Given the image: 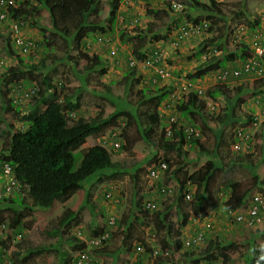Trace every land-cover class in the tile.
<instances>
[{
    "label": "rangeland",
    "instance_id": "obj_1",
    "mask_svg": "<svg viewBox=\"0 0 264 264\" xmlns=\"http://www.w3.org/2000/svg\"><path fill=\"white\" fill-rule=\"evenodd\" d=\"M34 3L37 0H33ZM112 1L116 0H100L98 4V11L91 13V19L95 24H99L100 29L92 32L91 35L85 36V46H81L78 49L68 48L67 43L63 41L62 37L51 34V42L55 44V48H47L45 44V39L41 31L33 26L31 23V17H27L24 34L30 35L35 41V45L31 48L30 53L23 54L18 47L14 46L13 34L5 26V23L0 19V75L7 71L8 68L17 64L20 69H25V64L37 63L41 59H46L48 65L56 64V67H45L37 70L26 69L23 77L16 78L9 85L11 88L10 96L16 101L17 106L22 110V112H29L30 107L33 103V99L36 96L37 91L40 86H44V76L52 75L54 83L58 86L62 85L65 90L69 91L74 99H79L81 103V108L78 112L80 115H84L87 118L95 116L98 111H102L105 116H112L116 113V109L127 110L128 118H131L130 114H134L135 110L143 111L148 105V103L142 102V87L144 84L150 85L149 87L155 88L150 84L152 81H144L141 77V83L132 82L125 72L128 71L130 67V60H134L135 56L132 54V47L129 42H124L121 40L122 30L126 29L129 25L131 33L139 27L146 26L147 22L152 19V15L147 12V5L151 7H166L168 3L170 4L174 0H120V6L115 13V18H112ZM177 1V0H175ZM187 3V0H183ZM189 1V0H188ZM18 3V1H17ZM202 10L207 13L208 17L196 15L194 18L198 20H211L210 28L207 30H201L198 33L189 35L186 37V41L181 43L180 48L174 50L172 47L171 39L172 35L168 33L167 37L159 40L153 41L151 46L163 45L162 48L167 52V56L172 58V62H168V71L176 70L175 73L168 74L167 77H163L164 81L156 84L157 86H162L166 84H175V87L182 86L188 81V73L195 69V66L205 59L209 58L210 54L216 49V45L212 42L205 43V49L201 56L190 57L192 52L196 51L198 44L201 40L206 37L216 36L224 30L227 36L220 41L225 44L228 52L236 50L237 46H241L244 42L252 44V39L254 35L258 34L264 44V0H201ZM188 5V3H187ZM188 6L185 7L186 10ZM188 10V9H187ZM175 12V11H174ZM179 14V12H177ZM201 13V15H204ZM218 14L221 19L214 17ZM46 16V17H45ZM39 17H45L48 19L47 12L45 8L41 6L40 11L35 16L36 20ZM124 21H122V18ZM138 18V23L135 25V20ZM182 18L185 21H190L186 14H182ZM194 18L192 20H194ZM167 19V18H165ZM259 20V23L256 20ZM42 20V19H39ZM114 21V23L111 22ZM215 20V21H214ZM102 26V28H101ZM107 26L112 27L111 30L107 29ZM162 29L166 27L162 26ZM105 29V31L103 30ZM257 31V33H255ZM172 32V31H171ZM84 35V34H83ZM83 37V36H82ZM170 40V41H169ZM184 44L185 46H182ZM11 48L14 52L8 51ZM149 48V47H148ZM152 48V47H151ZM219 48V47H217ZM68 52V53H66ZM102 54L104 60L103 67L106 68L105 73L100 72L101 67H95L93 69H86L88 58L94 53ZM218 52V51H217ZM190 54V55H189ZM64 56V58H62ZM56 57H60V60H56ZM23 58V63L20 59ZM168 60V59H167ZM141 65V61L138 62ZM242 61H228L219 70H214L206 74L203 78H197V84L203 87H208L213 84L227 83V89L232 96L236 95L237 85L241 83L242 80L247 79L250 82L255 81L256 88L261 86V80L255 79L251 75L242 77H229L228 81H223L219 75L223 68L232 70L241 65ZM140 72H146L143 75L144 78L150 80L152 71L145 68H139ZM140 73L139 76H142ZM137 77V76H136ZM138 78V77H137ZM3 82L0 80V86ZM180 85V86H179ZM226 85V84H225ZM248 91H250L248 89ZM179 94H185L186 90L183 87ZM229 94V95H230ZM9 94L4 93V97ZM249 95L248 93L236 99L233 103V108L236 110L237 115L243 116L244 119L237 121L233 126H226L220 129L219 116L223 113L222 109H214V113L208 108L204 109L201 107L200 115L204 114L205 120L210 125L212 130H206L208 136L204 135L201 139L204 141L203 149L201 147H194L190 144L186 145L185 154L187 157H178L177 150H166L160 151L159 155L155 160L164 156L168 158L170 165L176 166L184 160L183 163L177 166H182V171L176 173V181H171V185L174 188L175 194L178 191V181L184 180L186 173L184 170L187 169L189 172H193L199 169L202 165L210 160V157L215 153L216 161L219 163L221 170H217L215 173V180H213V186H217L219 180L222 177L230 176L232 171H235V175L239 180V192L245 194V191H249V195L254 192L264 193V132H263V121H264V97ZM3 103L2 95L0 93V106ZM218 103V102H216ZM223 103V96L220 100ZM206 104V103H205ZM203 105V104H202ZM259 105V106H257ZM257 108L255 109V107ZM120 110V111H121ZM218 110V111H217ZM257 110V111H256ZM129 111V112H128ZM114 112V114H113ZM77 114V115H78ZM134 116V115H133ZM249 116H256V121L251 122ZM12 111H5L0 107V125L6 126L10 119H13ZM127 115H122L121 117H116L113 119L111 125L98 137H91L90 140L96 141L99 144L104 145L108 150H111L113 160L124 157L128 153H133L139 158H142L141 163L144 161L143 158L148 156L153 152L155 147L151 141L145 138L142 132V122L139 123L140 118L138 116L132 117V122L126 123L128 119ZM201 122V121H200ZM15 124L21 127L22 124L16 121ZM243 128L247 131L250 140L247 145L242 146L238 149L234 146L233 136L235 130ZM222 131V144L220 145L218 152H214V133L213 132ZM207 137V138H206ZM119 140L121 142V147H113L114 142ZM0 140V147H1ZM86 143L84 146H87ZM125 145L126 150L123 149ZM248 150V151H246ZM213 152V154L211 153ZM238 155H244V160L248 163L249 167L258 176L254 178V174L244 172L239 170L238 165L231 166L234 158ZM82 154L81 152H76L77 164L80 163ZM148 162V161H144ZM151 164V163H150ZM149 164V165H150ZM226 167V169H224ZM147 167L141 171H135L133 168H121L120 173H117L116 177L107 178L105 181H98L94 184V179L96 175L90 177L82 186H75L66 192V198L64 202H59L52 209L38 208L33 205L34 221L31 223V227L28 230H23L21 237L17 234V231L11 229V235L17 241L27 240L29 246L39 247L40 252H35L34 255L28 254L27 260L22 262V259L18 261V264H65L66 262H61V256H64L70 264H130L133 260L136 251L134 246L132 249L128 250L122 248V238L124 236L123 232L117 228L121 222H125L133 217L135 204V192L137 187L140 191H143V199H150L157 202L158 206L166 207L163 196L154 188L148 187L150 184V178L147 176ZM227 170V171H226ZM114 187L115 197L118 199L116 202L113 199H107L105 197V192L110 188ZM190 190H194L191 186ZM82 192V200L78 202L77 205V216L68 222V227L60 236L59 232H54L53 234L48 233L47 229L54 227L59 216L65 210L66 206H73L76 204L78 199V192ZM25 196V194H24ZM228 195L225 193L224 199ZM174 197V196H173ZM173 197L168 200V202L173 203L172 208L168 209V218L164 223H156L157 220L153 219L157 216V211L145 212L149 219L145 221V229L142 232L139 228L136 229L135 234L142 237L146 242H149L153 248H160L161 242L160 238L165 235L169 227L171 226L173 230L177 229V219L183 210H188L190 206V200L186 199L182 204L178 202H173ZM23 201L31 203V198L26 197ZM96 203L97 206L93 207L92 204ZM166 202V200H165ZM1 207H4L1 204ZM104 212L105 216L101 214ZM9 211L4 212L7 214ZM181 212V213H180ZM232 213V214H231ZM223 208L214 210L207 217L199 219L195 214H191L189 223L183 228V237L193 236L199 231L205 233V239L199 244L193 245L192 250L198 251L207 244L210 237H215L217 233H230L232 238H236L238 234L247 232L246 222H238L234 218V212H231ZM109 216H114L116 218V225L114 227H109L114 234L110 237L105 247H91L89 242H85V245H81L78 239L84 240L86 238L88 241L90 238L97 236L99 234L100 227L106 226V221ZM38 227V228H37ZM158 227V228H156ZM3 228V227H0ZM256 228V227H255ZM56 229V227H55ZM6 230V229H4ZM5 233L4 236H6ZM55 234V235H54ZM248 235V236H247ZM245 238L241 240V243L235 249L236 253L233 254L232 264H249L248 258L252 255L249 252L250 248L248 243L250 242L249 232ZM171 239V238H170ZM262 242L263 239L261 238ZM137 242V240H135ZM171 241V240H170ZM140 243V242H139ZM60 245V249L59 246ZM11 248L0 247L2 251L0 257V264H10L12 261ZM184 248V247H183ZM88 253V257L85 261H77V256L82 252V250ZM187 248H185L186 250ZM97 250V251H96ZM181 250H183L181 248ZM136 251V252H135ZM63 253V254H62ZM143 256L139 259L140 264H156V261L152 257L150 252L145 251L142 253ZM187 256L177 252L172 254L169 258L171 264H184L186 262ZM167 260V258H165ZM66 261V260H65ZM205 262V261H204ZM212 264H222V259L216 255L213 257ZM205 264V263H202Z\"/></svg>",
    "mask_w": 264,
    "mask_h": 264
},
{
    "label": "trees",
    "instance_id": "obj_2",
    "mask_svg": "<svg viewBox=\"0 0 264 264\" xmlns=\"http://www.w3.org/2000/svg\"><path fill=\"white\" fill-rule=\"evenodd\" d=\"M17 1V5L10 8V17H15L18 20H26L27 17H31L34 14L31 17V23L41 31L47 48H55V44L50 39L51 34L62 37L63 41L69 44L68 48L70 51L72 47L78 49L81 46H85L84 37L91 35L96 29H100L99 24H95L91 19V13L98 11L100 0H37L36 3L33 0ZM187 3L185 5L188 6V10L186 9L185 14L190 21L199 22L197 18H194L197 14L208 17V14L202 10L203 4L201 0H187ZM41 6L45 8L48 19H45V16L39 17L42 20H36L35 16L40 11ZM111 6L113 9L112 18L114 20L115 13L120 6V0L112 1ZM147 7V12L152 15V19L147 22L146 26L137 28L134 33H131L130 28L122 30L121 40L130 43L132 54L135 56L132 58L134 60H130L129 63L132 67L125 72V75L136 84L141 83V77L146 83L147 81H152L150 84H155L153 85L155 88L144 84L141 89L142 102L148 103L146 106L147 109L140 110L139 113L136 112V109L134 114H130L131 118L138 116L141 119L139 123L142 122L143 124L142 132L145 138L149 139L155 147L151 154L143 158L144 161L148 162L143 161L141 163L142 158H139L133 153H128L124 157L113 160L110 150L102 144L90 140L91 137L102 135L116 117L127 115L128 118L127 110L118 108L114 111L116 112L115 114L113 112V116L112 114L105 116L100 110L95 116L90 118L80 114L77 117H73L70 115V111L78 112L81 108V103L79 99H74L73 95L65 90L62 85L59 86L58 91V85L54 83L52 75L44 76V86L42 83V86H40V89L33 99L34 101L29 112H22L19 106H17L16 101L10 96L11 88L9 85L14 79L23 77L26 69L37 70L45 67L51 68L56 67V64L50 66L46 63V59H41L37 63L25 64L24 70L20 69L17 64H13L7 71H4L0 75V80L3 82L0 86V93L3 99L0 107L5 111H12V115L14 116L13 119L8 121L6 126L0 125V140L2 142L0 147V161H6L12 164L15 176L22 187L21 190L25 194L24 196L19 191L14 193V197H8V202L0 200V227L6 228V230L0 228V247H12V262L10 264H18L20 259H22V262H25L29 256L28 254L34 255L35 252H40L39 247L34 248L29 246L27 240H14L11 235V229L18 232L28 230L31 227V223L34 221L33 205L43 209L53 208L58 202L65 201L67 191L73 189L75 186H82V184L94 175H96L94 179L95 184L98 181H105L107 178L116 177L117 173H120L121 168L127 167V170L128 168H133L135 171H141L146 167L148 168L149 164L155 161L161 150L165 154L166 150L176 149L177 156L184 158L186 154L184 147L189 141L191 146L201 147L203 149L204 141L201 138L188 137V132L185 131V128L187 126L197 127L201 133L208 136L206 130H212V128H210L207 120L204 119V114L200 118H197V115H200L198 112L204 106L202 103L205 100L198 97L194 91L177 94L174 83L172 85L164 83L162 86H157L156 84L164 81V76L154 68L144 67L138 63L145 60L151 54L154 46H151V48L150 45L154 40L167 37L168 33L182 23V14H178L173 9H170L169 3L166 7L154 8L149 5ZM201 13H204V15H201ZM214 17L217 19L222 18L218 14H215ZM193 18L194 20H192ZM113 20H111L112 23H114ZM3 21L8 28L10 24H7L5 20ZM256 22L259 23V20L257 19ZM162 26L166 27V29H162ZM107 29L111 30L112 27L107 26ZM103 30L105 31L104 28ZM226 36L227 34L223 30L219 34V37H206L200 41L196 51L192 52L191 55L189 54L190 57L201 56L205 49L204 45L208 42L214 43L216 47H219L218 49L220 51V53L213 54L204 62L197 64L195 69L188 73V77L191 80L201 78L211 71L219 70L228 61L243 60L250 55L249 46L246 42L240 47L237 46L238 48L231 52L224 50L226 46L219 38L224 39ZM12 49L10 47L8 48L11 54L14 53ZM55 59L60 60L61 58L56 57ZM171 59L168 56V60L162 64L167 70H170L168 62H172L173 60ZM104 60L102 54L94 52L86 62L88 67L86 69L90 70L95 67H101L100 72L105 73L106 68L103 67ZM20 62L23 63V58L20 59ZM139 68H145L150 70V72L152 71L150 80L143 77L142 74L146 72L141 73ZM175 71H168V73L172 74ZM140 73L142 76H139ZM225 84H213L206 89L208 99L221 100L220 98L223 96V103L221 104L223 113L219 116L220 129L229 125L233 126L238 123L237 121L244 119L243 116L237 115L236 110L233 108V103L236 102L235 100L241 97L244 92L245 94L248 93L254 96V99L256 96H259V101L260 97H264V78L261 79V86L259 88H256L255 81L242 80L237 85L236 95L233 96L227 92L230 89L226 90L229 85L227 83ZM4 93L9 95L4 97ZM262 111L264 112V109ZM172 117H176L177 119L170 124L169 120ZM131 118H128L125 124L132 122L133 120ZM249 118L251 122H255L257 119L256 116H249ZM16 121H19L22 126L18 127L15 124ZM169 124L172 134L167 136L165 132ZM213 133L216 141L213 149L214 152H218L222 144L223 133L222 131ZM86 143H88L87 146H84ZM122 147L126 150L125 145ZM76 152H81L82 154L79 164H77ZM211 153L213 154V152ZM244 158V155L236 156L231 166L237 164L239 170L243 171L244 174L248 172L251 175L254 174L253 177L257 178L258 176L250 169ZM165 160L168 161L169 159L165 158ZM183 162L184 160L177 165ZM0 164L2 163L0 162ZM177 165L175 167L170 165V168L167 170L169 177L165 180V183L176 181V173L182 171V166ZM221 169L222 167L220 168L214 153L210 157V160L199 169L193 172H189L187 169L184 170L186 172L184 173L186 181H178V191L172 200L173 202L182 204L187 199L186 196L191 190L185 186L187 181H190L194 185L189 206L191 208L183 210L182 213L180 212L181 214L178 216L176 223L177 229L173 230L170 226L168 232L161 236V248L163 250L172 249L175 253L181 252L182 255L187 256L188 258H186L184 264H200L201 260H213V257L216 255L222 259V264H232L233 254L236 253L235 249L249 232L250 242L248 243V247L252 255L248 258V262L249 264H264V218L258 227H248L246 228L247 232L245 231L241 235L238 234L236 238H232L230 234L232 232L217 233L215 237H210L207 245L199 251H194L190 248L185 250L183 248L182 229L189 223L191 214L194 213L195 216L202 219L214 210L223 208V206L231 213L240 210L244 211L248 204L247 198L245 199V194H249V191L246 190L245 194L239 192V180L235 175V171H232L230 176L222 177V180H219L216 187L213 186L215 173ZM0 184V188L6 184V174L3 173L1 167ZM225 193L228 196L224 199ZM143 196V192L137 187L136 194L134 195L136 206L133 217L125 222H121L117 228L124 234L121 243L122 248L130 250L140 242L145 246L147 252L152 253L153 247L151 244L135 234L137 228L144 232L145 221L149 219L146 214L148 210L142 205ZM26 197L31 198L32 201L30 204L27 202L23 203ZM170 198L167 197L165 199L166 202L165 200L163 201L166 207L159 206L156 209L157 216L153 219L157 220V224L164 223L166 217L168 218L167 208L173 207V203L168 202ZM81 200L82 192L79 191L76 204L72 207H67L63 211L59 216V220L56 221V225L61 227L67 221L71 220L75 216V209ZM1 204L4 207H1ZM92 206L95 207L97 205L94 202ZM7 211L9 212L5 214L4 212ZM143 211H146V213ZM101 214L105 216L103 211H101ZM114 225L116 223L111 224L112 227ZM104 228L102 226L101 231ZM5 232L7 233L6 236L3 235ZM109 232V237H112L114 233L112 230H109ZM107 240L109 241L110 239H102V242L107 244ZM102 249H106V245ZM2 251L0 249V257ZM170 256L167 255L168 260ZM156 261L157 264H164L162 257H158ZM65 264L70 263L66 262Z\"/></svg>",
    "mask_w": 264,
    "mask_h": 264
},
{
    "label": "clouds",
    "instance_id": "obj_3",
    "mask_svg": "<svg viewBox=\"0 0 264 264\" xmlns=\"http://www.w3.org/2000/svg\"><path fill=\"white\" fill-rule=\"evenodd\" d=\"M146 1V0H145ZM178 1H180V2H182L183 3V8L182 9H174L173 8V3L174 2H178ZM170 9H173L174 11H176V12H179V13H181V14H185V12H186V10H184L185 9V7H186V5H185V3H184V1L183 0H177V1H172L170 4ZM1 9V8H0ZM14 19H16L15 17H13ZM12 18V19H13ZM122 18V21H124V18L123 17H121ZM183 19V18H182ZM137 20V22L135 21L134 23H135V25L138 23V18L136 19ZM3 21V20H2ZM16 21L18 22V23H20V33L24 36V37H26V38H28V39H30V40H32L33 41V45L30 47V49L28 50V51H23L19 46H17L16 45V43H15V37H14V32H13V30H12V26H11V20L10 19H8L7 21H5L7 24H10V26L8 27V30L13 34L12 36H13V43H14V46H16V47H18V49L22 52V53H24V54H26V53H30V50H31V48L35 45V41L33 40V38L30 36V35H25L24 34V28H25V23H26V21H28V20H18V19H16ZM202 21V20H201ZM210 21V24H211V20H209ZM4 22V21H3ZM29 22V21H28ZM184 22V20L182 21V23ZM188 22V21H187ZM199 22H200V20H199ZM180 26V25H179ZM131 26H129V25H127L126 26V29H128V28H130ZM210 28V27H209ZM208 28V29H209ZM173 31H174V29L172 30V32H170V35L172 34V37H173ZM192 35V34H191ZM160 39H162V38H160ZM170 39H172V38H170ZM157 40H159V39H157ZM155 41V40H154ZM186 41V38L182 41V43L183 42H185ZM153 43V42H152ZM151 43V44H152ZM245 43V42H244ZM247 43V42H246ZM248 44V48H249V52H250V55H251V53L253 52L252 51V49H251V47H250V45L251 44H249V43H247ZM243 45V44H242ZM161 46H163V45H161ZM155 47V46H154ZM12 48V47H11ZM218 51V52H217ZM218 53H220V51H219V49L216 47V49L214 50V52L212 53V54H210V56H212L213 54H218ZM249 55V56H250ZM209 56V57H210ZM248 56V57H249ZM247 58V57H246ZM245 58V59H246ZM245 59H243V60H240V61H244ZM206 60V59H205ZM204 60V61H205ZM203 61V62H204ZM208 74V73H207ZM206 75V74H205ZM204 75V76H205ZM203 76V77H204ZM203 77H201V78H203ZM253 78H255V79H262V77L261 78H257V77H253ZM264 78V77H263ZM188 81H186V83L185 84H183L182 86H180V88L177 86L176 87V93L177 94H179V92L178 91H180L181 89H183V87L185 88V90H186V93H188V92H190V91H194L195 92V94L198 96V97H200V98H203L205 101H204V103H202L203 105H204V109H206L207 108V106H208V108L211 110V112L212 113H214V109H216V108H218V110H220V108H221V104L222 103H220V100H213V99H208V96L206 95V89L208 88V87H210V86H208V87H203V86H201V85H198L197 84V78L196 79H194V80H191L189 77H188ZM226 81H228V80H226ZM216 84H219V83H216ZM199 88L200 89H202V92H199ZM58 91H59V86H58ZM221 99V98H220ZM216 102H218V103H216ZM206 103V104H205ZM198 106H200L199 104H197ZM217 110V111H218ZM79 112V111H78ZM78 112H76V111H70V115L71 116H73V117H77L79 114H78ZM198 113H200V111L198 112ZM78 114V115H77ZM221 115V114H220ZM205 117V116H204ZM238 130H242L243 132H245V136L248 138L247 140H242L237 134H238ZM185 131L186 132H188V137H191V136H193V138H202V137H204V134L203 133H201V131L200 130H198L197 129V127H194V126H187L186 128H185ZM249 137H252V135H249L248 133H247V131L245 130V129H243V128H240V129H237V130H235V134H234V136H233V142H234V146H235V143L236 142H241L242 143V146H245V145H247V143L249 142V140H250V138ZM114 142V146L113 147H121V142L119 141V140H116V141H113ZM115 142H119L120 143V145L119 146H115ZM190 142V141H189ZM187 143V144H190V143ZM186 144V145H187ZM85 145V144H84ZM186 145H185V147H184V151H186ZM191 145V144H190ZM104 146V145H103ZM105 147V146H104ZM119 147V148H120ZM111 151V150H110ZM246 151H248V150H246ZM186 154H188V152L186 151ZM187 156L185 155V157L184 158H186ZM113 158V157H112ZM2 164H0V167L2 168V171H3V173L4 174H6V183H8L10 180H15L16 181V183H17V185H18V187H15V188H13L12 189V191L9 193V194H6L5 196H1L0 197V200H4V201H6V202H8V197H14L15 196V192H19V191H21L23 194H24V192L21 190L22 189V187H21V185H20V182L17 180V178H16V176H15V173H14V168H13V166H12V164L11 163H9V162H6V161H0ZM159 162H165L166 164H167V168H165V169H161L160 167H158V164H159ZM247 163V162H246ZM6 164H8V165H10L11 166V171L10 172H6V170H5V165ZM248 164V163H247ZM152 168H155V169H157V171H158V174H157V176H150V170L152 169ZM170 168V163H169V161H166L165 160V157H160L159 159H157V160H155L153 163H151L149 166H148V168H147V176H148V178H150V184H147L148 185V187H150V188H154V189H156L157 191H159L160 192V194L163 196V198H164V200L167 198V197H173V196H175V191H174V188H173V186L171 185V182H169V183H165V180L169 177V174L167 173V170ZM251 169V168H250ZM185 181H186V178L184 179ZM183 181V180H182ZM1 185V184H0ZM5 185V184H4ZM4 185L0 188V190L2 191L3 190V187H4ZM191 186H193L194 187V185H192L191 183H190V181H187V183H186V186L185 187H188V188H191ZM111 189V188H110ZM109 189V190H110ZM164 189V190H163ZM239 189H240V187H239ZM137 190V189H136ZM108 191V190H107ZM106 191V192H107ZM194 190H192L191 192H189L190 193V197H187L186 196V198L187 199H191L192 198V192H193ZM106 192H105V197H106ZM115 192V191H114ZM143 192V191H142ZM144 193V192H143ZM135 194H136V192H135ZM241 194H243V193H241ZM255 194H261L262 195V197L264 198V193L263 192H254V193H252V194H245V199L247 198V200H248V204L246 205V207H245V209H244V211L243 210H240V211H237V212H234V218H235V220L236 221H238V222H246V225H247V227H252V228H255V227H258L260 224H261V221L263 220V218H264V209H261V211H260V213H259V216H260V220H254V221H251V216L249 215V208L251 207V203H252V199H253V197H254V195ZM107 198V197H106ZM107 199H109V198H107ZM114 200V199H113ZM147 201H152V202H155L154 200H150V199H143V207L145 208V209H147L148 211L150 210V211H153V210H156L159 206L157 205V207L155 208V209H148L147 207H146V203H147ZM23 203H25V201H23ZM59 203V202H58ZM62 203V202H61ZM63 204V203H62ZM156 204H157V202H156ZM75 205V204H74ZM67 207H72V206H66V208ZM54 208V207H53ZM66 208H65V210H66ZM44 209H52L51 207L50 208H44ZM65 210H63V211H65ZM76 210V209H75ZM75 212H77V210L75 211ZM63 213V212H62ZM238 214H242V219H238L237 218V216H238ZM77 216V213L75 214V216L72 218V219H74L75 217ZM71 219V220H72ZM59 220V219H58ZM111 220H113V222L111 223L110 221ZM70 221V220H69ZM69 221H67L64 225H62L61 227L59 226V225H56L55 224V226L54 227H51V228H48L47 229V231H48V233H50V234H53L54 232H59L60 233V236H62V233L64 232V230H66L67 229V227H68V222ZM116 223V218L114 217V216H109L108 217V219H107V221H106V226H105V228L103 229V231H101V227H100V229H99V234L97 235V236H94V237H92V238H90L89 239V241L86 239V238H84V240H80V239H78V242H81L80 244L82 245V243H84V245H85V242L87 243V242H89V243H87V244H89L91 247H102L105 243L104 242H102L101 244L99 243V244H95L94 242H93V239H96V238H98V237H100L101 235H104V234H108V236H107V238L106 239H110V232H109V230H108V228L109 227H111V224H115ZM55 227H56V229H55ZM156 228H158V227H156ZM4 229V228H3ZM6 229V228H5ZM183 230V229H182ZM21 232H23V231H18L17 232V234L21 237V235H22V233ZM6 233V232H5ZM5 233L3 234V235H5ZM198 233H203V239H202V241H200V242H196V243H194V244H192L191 246H189V245H186V240L188 239V238H190V237H193V236H195L196 234H198ZM193 236H190V237H184L183 238V236H182V239H183V244L185 245H183V247L184 248H192L193 247V245H195V244H199V243H201V242H203L204 241V239H205V233L203 232V231H199V232H197V233H195ZM14 240H16L15 238H14ZM108 242V240L106 241V243ZM104 243V244H103ZM207 243H208V241H207ZM83 245V246H84ZM139 245H142L143 247H144V251H143V253L146 251V249H145V246L142 244V243H137V246H136V251H138V246ZM207 245V244H206ZM205 245V246H206ZM204 246V247H205ZM59 247V249H60V245L58 246ZM202 249V248H201ZM4 250H6V248H4ZM3 250V251H4ZM135 251V252H136ZM199 251V250H198ZM166 252H169V254H166ZM83 253H86V255H87V257H88V253L86 252V251H84V249L82 250V252L77 256V258H76V260L77 261H80V257H81V255L83 254ZM138 253V252H137ZM137 253H135V255H134V257L136 256V254ZM151 253V252H150ZM63 254V253H62ZM172 254H175V252H174V250H172V249H167V250H163L161 247L160 248H153V252L151 253V255H152V257L154 258V260L156 261L157 259H158V257H162V259H163V263L164 264H171V262H170V260H168V258H167V256L166 255H172ZM140 256L142 257L143 256V254L142 253H140ZM133 257V258H134ZM165 258H167V260L165 259ZM62 261L61 262H67L68 260L66 259V258H64V256H61V258H60ZM66 260V261H65ZM210 260H212V259H210ZM210 260H201L200 261V264H202V263H205V264H212L211 262H210ZM205 261V262H204ZM12 261H10V263H11ZM141 262H140V260L139 261H137V264H140ZM156 264H157V261H156Z\"/></svg>",
    "mask_w": 264,
    "mask_h": 264
},
{
    "label": "built area",
    "instance_id": "obj_4",
    "mask_svg": "<svg viewBox=\"0 0 264 264\" xmlns=\"http://www.w3.org/2000/svg\"><path fill=\"white\" fill-rule=\"evenodd\" d=\"M17 5V0H0V6H1V11H0V19L7 21L8 19L11 20V26L12 30L14 32V37H15V43L17 46H19L23 51H28L30 47L33 45V41L24 37L20 33V23L16 21L13 17H10V8L12 6ZM183 3L178 1L173 3V8L174 9H182L183 8ZM13 18V19H12ZM137 22V20H135ZM210 27V21L209 20H202L200 22H187L181 23L180 26H178L176 29L173 31V37L171 40L172 47L173 49H178L180 48V45L182 41L189 35L195 34L200 32L201 30H207ZM257 33V31L255 32ZM163 46L157 45L153 48L151 54L145 58V60L141 61V65L144 67H152L156 71H158L162 76H168V70L162 66L163 63L166 62L168 59L167 52L165 51ZM252 49V53L249 57H247L244 61H242L241 65L237 68H234L232 70L223 68L221 70V73L219 77L223 80L226 81L229 77H242V76H248L251 75L252 77H257V78H263L264 77V44L261 41V38L258 36V34L254 35L252 39V44L250 45ZM134 64V62H132ZM199 92H202V89L199 88ZM176 117H172L169 120V123L171 124L174 120H176ZM170 124L168 125L166 129V134L167 136L172 134L171 126ZM242 140H247L248 138L245 136V132L242 130H238L237 134ZM119 142H115V146H119ZM235 146L240 149L242 148V143L241 142H236ZM158 167L161 169L167 168V164L165 162H159ZM5 170L6 172L11 171V166L6 164L5 165ZM158 171L155 168H152L150 170V176H157ZM18 187L17 183L15 180H10L8 183H6L3 187V190H0V197L5 196L6 194H9L13 188ZM114 187H112L110 190L106 192V197L109 199H114L116 202L118 199L115 197L114 193ZM164 190V189H163ZM187 197H190V193L187 194ZM146 207L148 209H155L157 207L156 202L152 201H147ZM261 209H264V198L262 197L261 194H255L251 207L249 208V215L251 216V221L254 220H260L259 213ZM242 214H238L237 218L242 219ZM111 223L113 220L110 221ZM108 234L101 235L100 237L93 239V242L95 244H101L102 239H106ZM203 233H198L193 237H190L186 240V245L191 246L192 244L196 242H200L203 239ZM144 247L142 245L138 246V253L134 257L133 260H131L130 264H137V261L141 258L140 253H143ZM166 254H169V252H166ZM167 256V255H166ZM87 259L86 253H83L80 257V261H85Z\"/></svg>",
    "mask_w": 264,
    "mask_h": 264
},
{
    "label": "crops",
    "instance_id": "obj_5",
    "mask_svg": "<svg viewBox=\"0 0 264 264\" xmlns=\"http://www.w3.org/2000/svg\"><path fill=\"white\" fill-rule=\"evenodd\" d=\"M172 35V34H171ZM182 46H185L184 44H182Z\"/></svg>",
    "mask_w": 264,
    "mask_h": 264
}]
</instances>
